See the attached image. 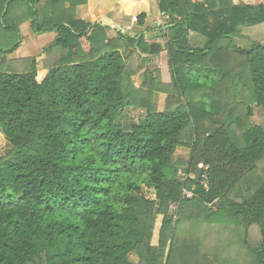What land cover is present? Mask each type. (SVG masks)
<instances>
[{"label": "trees", "instance_id": "obj_1", "mask_svg": "<svg viewBox=\"0 0 264 264\" xmlns=\"http://www.w3.org/2000/svg\"><path fill=\"white\" fill-rule=\"evenodd\" d=\"M87 4L0 0L5 55L25 23L55 34L42 69L33 57L0 62V132L12 146L0 156V264H264V126L249 121L253 104L264 110V44L234 42L264 25V4L159 0L164 47L145 33L110 36L81 18ZM164 51V75L144 71L141 55ZM132 108L144 115L126 129Z\"/></svg>", "mask_w": 264, "mask_h": 264}, {"label": "crops", "instance_id": "obj_2", "mask_svg": "<svg viewBox=\"0 0 264 264\" xmlns=\"http://www.w3.org/2000/svg\"><path fill=\"white\" fill-rule=\"evenodd\" d=\"M194 1L203 2L205 0H194ZM247 1H252L254 4H264V0H247ZM80 12H81V18L84 20H87L91 23L100 22L103 25L110 27L111 31L121 30L122 32L125 33H128L126 29H130L132 28L131 26H133V23L131 22V17L129 15H139V16L144 15L145 19L143 26H140L139 24L138 26L141 28L146 27L147 29L138 34L146 33L150 30L151 32L149 33H153L154 31H157L156 33L160 35V33H158L159 31L155 30L153 26L154 24L157 23L158 20L161 19V13H163L159 8V0H88L87 6L82 7L80 9ZM105 19H108L110 23L107 24L104 21ZM168 19L169 17L166 15V22L168 21ZM27 25L28 24L21 26L22 43L20 48L15 53L8 55L7 54L5 55L0 51V62L5 59L13 61V60L21 59L23 57H27V55L32 54L34 48H36L35 50L40 48L42 51V49L46 45L52 43V41L54 40L55 34L53 33L43 34L40 36H36L33 33L34 35L32 37V35H30L32 31L31 26H29L30 28H28L27 29L28 31L26 32ZM193 35L195 36L196 34L191 33L189 36L190 44ZM132 36L135 35L132 34ZM196 36L200 37V40L201 42H203V46H204L205 43L203 41V38L199 35ZM40 56L43 55L41 54ZM43 57L41 58V60L44 61L45 58L43 59ZM37 61L39 62V59H37ZM164 67L165 65H163L161 69V71L163 70V73H164ZM134 122H135L134 120L128 119L122 125L126 129H129ZM176 156L184 161H187L190 156V150L188 148H178L176 151Z\"/></svg>", "mask_w": 264, "mask_h": 264}, {"label": "rangeland", "instance_id": "obj_3", "mask_svg": "<svg viewBox=\"0 0 264 264\" xmlns=\"http://www.w3.org/2000/svg\"><path fill=\"white\" fill-rule=\"evenodd\" d=\"M81 15V12H80ZM131 17V22L133 23V26H131L132 28L130 29H126V31L128 32V34L130 35H138V33L145 31L147 28H141L138 26V22H134L133 21V16H137L138 19L140 18L139 15H129ZM166 21V16L161 13V19L157 21L156 24H154V28H159L161 27V25ZM28 24L26 26V32L28 31L27 29L30 28V23H25ZM25 24H23L22 26H24ZM150 28V27H149ZM151 29V28H150ZM153 29V28H152ZM245 33L247 32V34L249 35V38H235L234 42L236 43L237 46L243 47L244 49H248L250 48V46L253 44V42H262L264 44V25H261L259 27H254V28H245ZM157 31H154L153 33H145L146 35V40L148 41V43L150 45L152 44H158L161 45L162 47H164L166 45L167 39H164L161 35L156 33ZM149 33V35H148ZM110 36H115V32L114 31H109ZM33 37V32L31 31V34ZM31 37V38H32ZM203 38V37H202ZM29 41V40H27ZM203 41L205 43V39L203 38ZM83 47L86 51L89 50V43L85 40L82 41ZM191 46L193 47H197V48H201L203 46V42H201L200 37L198 36H192L191 38ZM36 48L33 49L32 54L27 55V57H23V58H36L39 59L38 65L39 68L42 69L43 68V60H41V58L43 56L41 55V49H37ZM40 56V57H39ZM141 61L142 59L144 60V71L146 69H149L151 71L156 72H160L161 76L164 75L165 73V68H164V73L163 70L161 72V69L163 67V65H166L168 63V53L167 51L162 52L161 54H159L158 56L154 57V60L150 61L151 57H149L148 55L142 54L141 55ZM45 57H43L44 59ZM133 83L139 87L142 84V76L141 74H137L136 76H134L133 78ZM165 100H166V95H161L160 99H159V110L162 111L165 108ZM252 116L249 119L250 123H252L253 125H260V126H264V110L260 107H258L257 105H252ZM126 118L123 119V123L126 122L128 119H132L135 122L138 121L141 118V115H144V110H138V109H127L126 111ZM12 150V146L10 145V143L8 142V140L6 139V137L0 132V156H5L7 155L10 151ZM177 157V156H176ZM178 158V157H177ZM180 159V158H178ZM189 159V158H188ZM260 170L259 173L264 175V160L260 163ZM145 193L147 195L148 198L151 199H155L156 194L154 190H145ZM172 210L174 211L175 208H172ZM161 222H162V216L158 218L157 222H156V227H155V232H154V238L152 241L153 245H157L158 244V238H159V230L161 227ZM258 232L253 231L252 232V237L251 239L253 241L258 240ZM183 245V241L177 240V248H181Z\"/></svg>", "mask_w": 264, "mask_h": 264}, {"label": "built area", "instance_id": "obj_4", "mask_svg": "<svg viewBox=\"0 0 264 264\" xmlns=\"http://www.w3.org/2000/svg\"><path fill=\"white\" fill-rule=\"evenodd\" d=\"M164 14V13H163ZM165 15V14H164ZM166 16V15H165ZM133 21L134 22H138V17L137 16H133ZM166 25H167V22L165 21L162 25H161V27L164 29L165 27H166ZM199 168H202V169H204V167H203V165H200L199 166ZM194 197V193H193V190H188V189H184L183 190V198H185V199H192ZM176 206H177V204H173L172 205V208H176Z\"/></svg>", "mask_w": 264, "mask_h": 264}, {"label": "water", "instance_id": "obj_5", "mask_svg": "<svg viewBox=\"0 0 264 264\" xmlns=\"http://www.w3.org/2000/svg\"><path fill=\"white\" fill-rule=\"evenodd\" d=\"M104 21H105L107 24L110 23V21H109L108 19H105ZM202 171H203L202 168H199V169L197 170L195 176H194V181H195L196 184H199V183H200V177H201V175H202Z\"/></svg>", "mask_w": 264, "mask_h": 264}]
</instances>
